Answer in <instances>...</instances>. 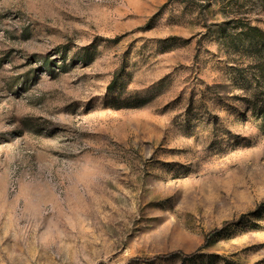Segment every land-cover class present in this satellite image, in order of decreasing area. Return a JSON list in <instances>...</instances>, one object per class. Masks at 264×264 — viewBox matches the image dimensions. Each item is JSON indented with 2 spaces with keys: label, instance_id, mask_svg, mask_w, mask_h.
<instances>
[{
  "label": "rangeland",
  "instance_id": "obj_1",
  "mask_svg": "<svg viewBox=\"0 0 264 264\" xmlns=\"http://www.w3.org/2000/svg\"><path fill=\"white\" fill-rule=\"evenodd\" d=\"M0 264H264V0H0Z\"/></svg>",
  "mask_w": 264,
  "mask_h": 264
},
{
  "label": "trees",
  "instance_id": "obj_2",
  "mask_svg": "<svg viewBox=\"0 0 264 264\" xmlns=\"http://www.w3.org/2000/svg\"><path fill=\"white\" fill-rule=\"evenodd\" d=\"M195 254H185L183 251H174L172 253H169L167 255L159 256L163 258L167 257H175V256H181L183 258H192Z\"/></svg>",
  "mask_w": 264,
  "mask_h": 264
}]
</instances>
